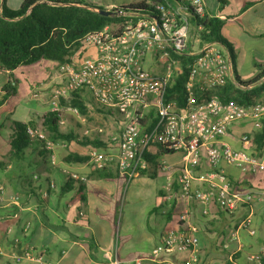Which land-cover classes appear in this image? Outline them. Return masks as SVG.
<instances>
[{"label":"built area","instance_id":"obj_1","mask_svg":"<svg viewBox=\"0 0 264 264\" xmlns=\"http://www.w3.org/2000/svg\"><path fill=\"white\" fill-rule=\"evenodd\" d=\"M147 6L149 12L144 14L119 11L118 23L87 32L76 41L72 56L57 67L62 84L52 91L50 112L58 116V127H63L64 112L76 117L79 112L62 106L61 100L80 92L88 93L93 108L116 110L124 121L121 131L103 142L102 150L92 149L88 153L87 162L93 169L100 170L114 163L118 175L129 181L138 174L139 168L145 169L144 154L151 146L167 149L181 155L176 179L178 191L173 193L171 179L167 177L164 189L168 196L185 205L197 203L202 215H208L212 204L232 215L239 205L250 206L253 195L233 189L219 165L223 162L241 173L264 177V161L252 153L233 149L223 137L232 126L241 123H249L253 130L259 129L264 122V102L247 106L224 103L217 95L216 91L232 78L233 62L222 45L204 41L200 26L192 22L205 16L203 0L174 3L161 0ZM182 74L180 97L178 92L170 91ZM41 91L42 85L33 88L31 98H41ZM166 99H183V104L179 106ZM148 113L152 114L154 123L142 137L141 121ZM25 132L30 139L43 143L53 163L55 144L36 127L27 125ZM87 135L84 132L82 137ZM241 141L249 144L248 135H242ZM203 166L209 171L196 176L195 170ZM162 170L169 167L163 166ZM69 176L81 183L86 180L77 174ZM251 223L250 211L229 231V241L237 240L240 229L254 234ZM262 251L264 255V244ZM199 252L197 228L192 223V213L186 208L177 216L175 228L161 234L159 245L146 256L136 258L133 264H197ZM45 253V250L29 248L13 256V260L45 264ZM247 258L260 264V255L251 254ZM112 264L120 262L114 259ZM228 264H237L231 255Z\"/></svg>","mask_w":264,"mask_h":264},{"label":"crops","instance_id":"obj_2","mask_svg":"<svg viewBox=\"0 0 264 264\" xmlns=\"http://www.w3.org/2000/svg\"><path fill=\"white\" fill-rule=\"evenodd\" d=\"M68 1H75L77 6L84 8L91 5L111 11L135 5L142 0ZM203 1L205 16L222 22L220 34L233 52V72L240 78L235 62L237 57L247 55L253 62V74L244 80L251 79L258 72L257 65L264 64V0ZM5 2L8 8L18 9L15 8V2ZM222 47L229 54L228 49ZM58 65L56 62L42 60L18 68L12 75L17 81V87L18 77L24 80L21 99H7L0 104V128L6 123L4 130L9 131L0 134V152L3 150L7 154H0V264H29L13 260V256L21 255L23 250L29 248L36 251L45 250V264H112L114 259L120 264H133L136 258L146 256L158 245L165 230L175 228L177 216L186 208L192 213V223L197 228L200 243L197 264H228L230 255L237 264H255L247 258L251 254L260 255V264H264V177L260 174L241 173L222 162L219 169L223 170L232 188L251 193L253 202L250 206L239 205L232 215L221 212L212 204L209 206L208 215H202L201 207L197 203L190 202L185 205L177 199L173 202L174 198L165 192L167 177L171 179L173 193L178 191L176 179L179 175L177 167L180 166L181 155L177 153L165 154L172 156L168 163H158L164 155L151 159L147 162L143 174L138 172L129 180L131 182L133 179L146 177L156 184L157 196L154 205L147 210L149 215L160 217V223L155 225L160 226L156 242H153L152 237L135 239L128 231L129 228L139 232L141 228L134 222V227L129 226L127 231L123 230V238L117 243L112 226L113 216L123 195V189L129 181L119 175L112 179H97L93 176L94 169L88 164V160L85 163H74L65 159L69 155L88 159L87 155L92 149L102 150L103 142L112 134L120 132L124 121L114 117L112 111L115 110L101 112L102 110L93 108L89 94L80 92L64 100L71 104L69 101L74 99L81 104L84 112L76 106L61 104L77 109L79 117L64 112L65 124L63 127L57 126L62 138L53 140L49 137L45 118L52 113V91L62 84V80L57 77ZM149 66H152L151 63ZM26 67L29 69L26 70ZM43 71L48 74L46 80L40 81L37 77ZM25 74L33 76L35 81L26 80ZM5 82L0 77V96ZM229 82L234 83L233 75ZM40 85L41 98H31V90ZM13 122L26 126L32 123L33 127L40 129L47 139L55 144L53 163L49 159V152L35 145L42 146L39 142H32L21 158L11 156L9 144ZM84 132H88V135L82 137ZM245 134L250 137L256 135L257 130H253L249 123H241L232 126L223 141L235 150L252 153L264 161V145L257 147V144H252L250 140L249 144H244L241 137ZM157 153V146H151L147 152L152 157ZM45 154L47 158L44 157ZM163 166H168L169 170H162ZM106 168L117 172L114 163ZM29 170L35 172L32 181H26L24 176ZM205 171H209V168L203 166L195 170V175ZM70 174H77L86 180L82 183L74 181ZM140 183L146 184L143 181ZM250 211L254 234L240 229L237 240L229 241V231L235 229ZM224 244L228 247L225 248Z\"/></svg>","mask_w":264,"mask_h":264},{"label":"trees","instance_id":"obj_3","mask_svg":"<svg viewBox=\"0 0 264 264\" xmlns=\"http://www.w3.org/2000/svg\"><path fill=\"white\" fill-rule=\"evenodd\" d=\"M174 3L176 0H168ZM161 0H142L135 5L115 9L123 13L144 14L149 12L148 3H158ZM75 1L68 0H23L17 10L8 8L5 0H0V77L6 82L1 89L3 97L13 96L17 92V81L12 73L20 67L28 66L39 61H51L58 64L65 63L76 47V41L85 33L99 30L106 25L118 23L121 16L104 17L97 13L100 8L87 5L89 8L77 6ZM195 26H200V35L204 41L217 42L226 47L229 56L233 60V52L221 37L220 29L222 22L218 19L204 16L202 19L193 20ZM258 72L248 80H240L233 72L234 83L228 82L224 87L216 91L220 100L224 103L234 102L239 105H251L264 92V64L257 65ZM184 70V69H183ZM185 72V71H184ZM182 74L175 83L172 91L178 92L182 97ZM72 97V96H71ZM5 99H0V104ZM71 99L68 104L62 99V105L76 106L83 113L81 104ZM175 101L182 106L183 99H166ZM260 102H264L260 101ZM58 116L54 113L48 114L45 118V127L49 131V137L53 140L62 138L57 129ZM154 120L152 114L148 113L141 121V136L148 134ZM28 125L32 126V123ZM12 136L10 138V154L14 158H21L24 150L32 143L41 141L30 139L25 130L26 124L20 122L12 123ZM250 142L257 144V147L264 145V122L261 123L257 134L248 136ZM104 146V144H103ZM47 153V152H46ZM174 152L159 148L155 156L145 153L144 158L150 161L158 156L173 154ZM48 154V153H47ZM45 154V158H47ZM67 162L85 163L87 157L69 155ZM145 169H138L143 174ZM118 172L112 169H94V177L97 179H112ZM81 183V182H80ZM176 202V198L173 199Z\"/></svg>","mask_w":264,"mask_h":264},{"label":"rangeland","instance_id":"obj_4","mask_svg":"<svg viewBox=\"0 0 264 264\" xmlns=\"http://www.w3.org/2000/svg\"><path fill=\"white\" fill-rule=\"evenodd\" d=\"M23 0H10V3L15 2L16 7L19 8ZM19 2V4H18ZM253 62L249 60V56H239L237 57V61L235 62V67L238 70V75L242 80L249 78L253 73ZM32 67V66H30ZM29 69V67H26V70ZM54 72V70L52 69ZM48 74V73H47ZM46 71L41 72L38 74L37 79L40 81L46 80ZM26 80L29 82L35 81L33 76H30L29 74H25ZM19 85L17 87V92L13 96H7L3 97L1 94L0 99H5L3 103L8 99H21V91L23 89L24 80L22 77H18ZM39 83H36V85ZM264 100V92L262 95L257 99V102ZM256 102V103H257ZM103 112V111H101ZM114 114V117L119 118L121 121V117L118 115L117 111H112ZM6 127V123L3 125V127L0 128V134H5L6 132H9L8 129L4 130ZM39 149L44 150L43 146L35 144ZM2 156H6L7 154L4 153L2 150L0 152ZM172 159V156L170 155H164L160 157L158 160V163H168ZM177 169H180V166L177 167ZM24 176L26 177V181H32L34 180L33 177L35 176L34 171H27L24 173ZM141 181L145 182V185H142L140 183ZM156 184L153 180L148 179L146 177H140L138 179H133L131 182L129 181L125 188L123 189V195H121L119 201H118V207L116 209V212L113 216V230H114V238L116 242H120L122 240L123 236V230L127 231L129 226L134 227V222L140 225V232L132 230H128L131 232L130 234L134 236L135 239H144L147 237L154 238L153 242H156V237L158 235V232L160 230V226L156 224L160 223V217L149 215L147 213V210L150 209L154 205L156 194ZM102 226V224H100ZM159 245V243H158ZM156 245V246H158ZM147 246V245H145ZM146 249L148 247H145ZM145 249V250H146ZM149 253V252H148Z\"/></svg>","mask_w":264,"mask_h":264},{"label":"water","instance_id":"obj_5","mask_svg":"<svg viewBox=\"0 0 264 264\" xmlns=\"http://www.w3.org/2000/svg\"><path fill=\"white\" fill-rule=\"evenodd\" d=\"M97 13L104 17H116V16H119L120 14V12L115 11V10L109 11V10H104V9L97 10Z\"/></svg>","mask_w":264,"mask_h":264}]
</instances>
